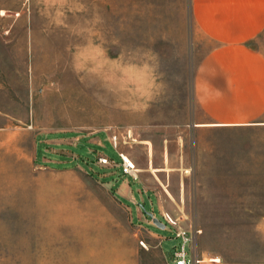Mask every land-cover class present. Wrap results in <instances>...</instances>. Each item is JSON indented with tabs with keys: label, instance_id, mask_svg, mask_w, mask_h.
Returning a JSON list of instances; mask_svg holds the SVG:
<instances>
[{
	"label": "rangeland",
	"instance_id": "1",
	"mask_svg": "<svg viewBox=\"0 0 264 264\" xmlns=\"http://www.w3.org/2000/svg\"><path fill=\"white\" fill-rule=\"evenodd\" d=\"M192 11L0 0V264H264V119L204 122Z\"/></svg>",
	"mask_w": 264,
	"mask_h": 264
},
{
	"label": "crops",
	"instance_id": "2",
	"mask_svg": "<svg viewBox=\"0 0 264 264\" xmlns=\"http://www.w3.org/2000/svg\"><path fill=\"white\" fill-rule=\"evenodd\" d=\"M192 9L200 32L214 42L203 59V79L197 78V95L209 114L204 122L264 119V0H192ZM199 264L223 263L204 257Z\"/></svg>",
	"mask_w": 264,
	"mask_h": 264
},
{
	"label": "built area",
	"instance_id": "3",
	"mask_svg": "<svg viewBox=\"0 0 264 264\" xmlns=\"http://www.w3.org/2000/svg\"><path fill=\"white\" fill-rule=\"evenodd\" d=\"M113 143L117 145L116 135L113 136ZM121 159L120 164L123 169V172L133 175L134 177L137 176L136 173V167L131 158L123 153H120ZM100 162L103 164H110L112 162V159L106 156L99 158ZM164 220L166 223L171 225L176 229V236L181 237L183 239L186 238H193L194 231L192 229H184L182 228L178 220L173 218L170 214L164 213L163 215ZM203 258H199L193 254H189L188 251L184 248L180 249L179 251H176L174 262L175 264H199Z\"/></svg>",
	"mask_w": 264,
	"mask_h": 264
},
{
	"label": "water",
	"instance_id": "4",
	"mask_svg": "<svg viewBox=\"0 0 264 264\" xmlns=\"http://www.w3.org/2000/svg\"><path fill=\"white\" fill-rule=\"evenodd\" d=\"M153 222H154L158 227L165 228V224H164L162 221H160L158 218L153 217Z\"/></svg>",
	"mask_w": 264,
	"mask_h": 264
},
{
	"label": "bare ground",
	"instance_id": "5",
	"mask_svg": "<svg viewBox=\"0 0 264 264\" xmlns=\"http://www.w3.org/2000/svg\"><path fill=\"white\" fill-rule=\"evenodd\" d=\"M215 260H218L219 258H214Z\"/></svg>",
	"mask_w": 264,
	"mask_h": 264
}]
</instances>
